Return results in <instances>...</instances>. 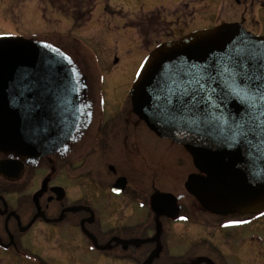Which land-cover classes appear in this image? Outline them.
<instances>
[{
  "label": "water",
  "instance_id": "1",
  "mask_svg": "<svg viewBox=\"0 0 264 264\" xmlns=\"http://www.w3.org/2000/svg\"><path fill=\"white\" fill-rule=\"evenodd\" d=\"M264 36L225 22L156 46L132 88L134 112L159 137L180 144L197 171L185 188L217 215L264 212ZM178 98L191 110L181 109ZM78 84L65 56L24 37L0 36V176L18 180L24 161L55 154L79 121ZM127 179L113 187L121 193ZM58 200L63 187H53ZM176 197L157 192L155 213L176 214Z\"/></svg>",
  "mask_w": 264,
  "mask_h": 264
},
{
  "label": "rangeland",
  "instance_id": "2",
  "mask_svg": "<svg viewBox=\"0 0 264 264\" xmlns=\"http://www.w3.org/2000/svg\"><path fill=\"white\" fill-rule=\"evenodd\" d=\"M239 1L13 0L11 19L15 25L11 24L9 33L38 40L59 50L75 67L77 80L84 84V88H87L84 81H91L88 87L93 89V92L90 89L91 94L98 99L101 85L108 103L124 98L147 54L160 42L177 39L198 29L213 28L223 22L241 21L242 18L250 31L264 36V0ZM159 15L161 19H158ZM116 88L119 90L114 94ZM97 109L102 112V108ZM148 145L149 150L144 156H130L123 145V150L115 159L105 155L106 159L103 156L104 160L97 162V159H86V150L78 151L73 157L68 144L58 155L51 156L49 163L46 160L39 163L38 176L32 184L34 188L31 186L17 196L14 194V204L26 194H35L42 188L47 190L49 184H60L69 193L66 196L67 205L89 194L93 208L97 207L101 220H106L107 225L137 222L138 219L163 220L156 218L149 206L151 199L147 197L155 192L172 193L177 197L178 207L187 204L200 211L199 204L184 186L187 175L196 171L190 154L153 132H150ZM70 160L76 161L75 165H71ZM109 164H114L119 172L127 176L130 186L137 190L131 188V195L125 193L117 200L108 196L104 186L110 182L109 173L106 174L105 170ZM3 181L0 179V186L4 189L7 183ZM106 188L110 194L108 186ZM132 191L144 192V201L142 197L136 200ZM6 198L7 194H0L1 210L5 208ZM53 207L49 209V214L56 213ZM178 213L171 220H179ZM4 215L0 213V264H63L60 262L63 247H57V244L65 243L63 240L68 234L65 228L61 231L64 234H61L37 223L31 230L34 239L30 241L39 248L38 252L32 248H6L4 227L10 230L13 224L3 226ZM197 215L199 220L209 219L206 214L198 212ZM172 226L173 231L168 235L166 245L176 253L187 247H182L179 223L175 222ZM68 237L77 238L74 233L68 234ZM72 257L80 261L79 264L90 260L85 253H75Z\"/></svg>",
  "mask_w": 264,
  "mask_h": 264
},
{
  "label": "flooded vegetation",
  "instance_id": "3",
  "mask_svg": "<svg viewBox=\"0 0 264 264\" xmlns=\"http://www.w3.org/2000/svg\"><path fill=\"white\" fill-rule=\"evenodd\" d=\"M12 1L0 0V25L3 26L0 28V35L17 36L9 33L13 23ZM66 1L70 2V0ZM57 10L63 11V9ZM158 19H161V15ZM241 21L245 26V19L242 18ZM75 76L78 79L76 69ZM78 83L81 114L77 129L66 144L71 145V155L74 157L78 151L86 150L88 154L85 156L86 159L90 161L97 159V162H102L103 156L106 159L105 155L115 159L124 145L130 156H144L149 150L148 143L152 131L134 112L131 98L133 83L122 100L108 103L102 93L101 85L100 94L96 99L93 93L91 94L93 89L88 87L91 81H84L87 83V88H84L81 81ZM118 90L116 88L113 93L116 94ZM113 93L110 94L111 97L114 96ZM99 107L102 108L101 113L98 112ZM56 155L58 152L53 157ZM14 158L13 155L0 154V160ZM51 158L50 156L36 161L25 160L23 175L18 180L1 177L7 183L3 192L7 194L5 208L0 209V213L5 214L2 219L5 223H2L3 226L13 224L10 230L4 227L6 248L15 247L22 250L32 248L38 252L39 248L30 241L34 235L31 230L38 223L49 226L51 230L61 234H64L61 231L65 228L68 234L76 235L77 238H71L67 234L65 239L63 238L65 243L57 244V247L60 245L63 247L64 254L60 256V262L63 264H79L80 261L72 257L75 253H85L90 256V260L83 262L84 264H264V213L221 216L206 211L192 195L190 196L199 204L200 211L187 204L178 207L177 201L176 215L180 212L179 220L160 217L163 220L138 219L137 222L118 225H107L106 220H101L97 207L93 208L89 194L67 205L66 196L69 193L65 191V198L58 200V195L52 191V187L61 186L60 184H49L47 190L42 188L40 191L36 190L35 194H26L14 204L12 199L14 194L17 196L28 190L33 181H36L35 177L38 176L37 172L40 169L39 163L43 160L49 163ZM75 162L70 160L71 165H75ZM105 170L110 176V182L104 186L106 194L116 200L122 198L125 193L129 195V189L134 187L130 186L128 177L119 172L114 164H109ZM121 177L127 179V186L123 192L117 194L113 192V187ZM2 189L0 187V191ZM132 192L136 200L142 197L144 201V192ZM151 197L152 195H149L147 198L151 199ZM143 205L140 204L141 207L145 206ZM51 206H54L55 214L48 213ZM149 206L152 209L151 200ZM198 212L206 214L209 219L199 220ZM175 222L180 225L182 247L187 248L173 253L166 242Z\"/></svg>",
  "mask_w": 264,
  "mask_h": 264
},
{
  "label": "snow or ice",
  "instance_id": "4",
  "mask_svg": "<svg viewBox=\"0 0 264 264\" xmlns=\"http://www.w3.org/2000/svg\"><path fill=\"white\" fill-rule=\"evenodd\" d=\"M260 68H259V76L256 77H252V76H248V74L245 72L244 73V79L246 81H252V80H256L257 81V87L259 88H264V57L261 58L260 60ZM178 103L180 105L181 109H187V110H191L190 106L185 104L183 100L178 98Z\"/></svg>",
  "mask_w": 264,
  "mask_h": 264
},
{
  "label": "trees",
  "instance_id": "5",
  "mask_svg": "<svg viewBox=\"0 0 264 264\" xmlns=\"http://www.w3.org/2000/svg\"><path fill=\"white\" fill-rule=\"evenodd\" d=\"M0 187H1V186H0ZM2 188H3V187H2ZM3 192H5V191H4V189H2V191H0V194H2V195H3Z\"/></svg>",
  "mask_w": 264,
  "mask_h": 264
},
{
  "label": "bare ground",
  "instance_id": "6",
  "mask_svg": "<svg viewBox=\"0 0 264 264\" xmlns=\"http://www.w3.org/2000/svg\"><path fill=\"white\" fill-rule=\"evenodd\" d=\"M141 156V155H140Z\"/></svg>",
  "mask_w": 264,
  "mask_h": 264
}]
</instances>
